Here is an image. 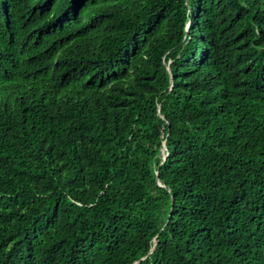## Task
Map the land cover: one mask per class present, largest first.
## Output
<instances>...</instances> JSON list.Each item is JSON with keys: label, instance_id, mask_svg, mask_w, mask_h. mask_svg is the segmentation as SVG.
Segmentation results:
<instances>
[{"label": "trees", "instance_id": "1", "mask_svg": "<svg viewBox=\"0 0 264 264\" xmlns=\"http://www.w3.org/2000/svg\"><path fill=\"white\" fill-rule=\"evenodd\" d=\"M0 264H264V0H0Z\"/></svg>", "mask_w": 264, "mask_h": 264}, {"label": "water", "instance_id": "2", "mask_svg": "<svg viewBox=\"0 0 264 264\" xmlns=\"http://www.w3.org/2000/svg\"><path fill=\"white\" fill-rule=\"evenodd\" d=\"M154 249L151 250V252H153Z\"/></svg>", "mask_w": 264, "mask_h": 264}]
</instances>
